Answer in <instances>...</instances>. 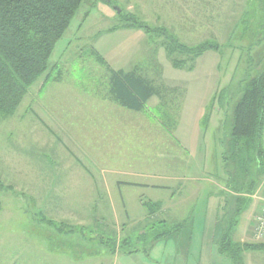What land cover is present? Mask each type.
I'll list each match as a JSON object with an SVG mask.
<instances>
[{"label": "rangeland", "instance_id": "obj_1", "mask_svg": "<svg viewBox=\"0 0 264 264\" xmlns=\"http://www.w3.org/2000/svg\"><path fill=\"white\" fill-rule=\"evenodd\" d=\"M131 17L149 29L128 26ZM169 39L218 48L193 60L172 51ZM48 66L14 114L0 117V264H174L180 242L190 249V226L183 225L180 238L172 209L148 215L144 205L170 192L120 183L173 185L160 177L176 161L197 158L195 170L201 164L216 175L214 184H224L221 150L234 104L264 68V0H83ZM111 69L142 70L160 90V108L150 104L142 116L148 127L107 134L96 126L108 104L96 111L93 99L108 96ZM198 120L206 126L194 128ZM190 130L191 146L181 135ZM229 215L221 210L219 223L237 219ZM256 215L251 235L246 215L239 217L235 243L264 242L253 233ZM221 224L212 264L231 263L219 251ZM180 252L187 264H201L198 251ZM241 258L264 264V251Z\"/></svg>", "mask_w": 264, "mask_h": 264}, {"label": "trees", "instance_id": "obj_2", "mask_svg": "<svg viewBox=\"0 0 264 264\" xmlns=\"http://www.w3.org/2000/svg\"><path fill=\"white\" fill-rule=\"evenodd\" d=\"M83 0H0V117L12 116L28 89L48 70L50 55L68 28ZM128 26L146 25L130 18ZM172 51L188 54L193 60L205 51L215 50L217 44L203 43L188 47L169 39ZM99 61L102 60L98 57ZM180 62V61H179ZM112 91L119 102L133 110H141L146 101L158 91L151 80L139 76L137 70H110ZM46 78V83L48 82ZM233 121L227 146L222 148L224 186L243 194L231 215L239 216L249 205L250 197L264 178V68L249 78L233 107ZM147 214L160 209L158 202L144 203ZM2 204L0 200V211ZM164 223V221H159ZM236 220L219 238V251L231 263L241 264V254L248 250L264 251V242L237 244L232 235ZM176 225L174 232L183 227ZM168 231V233L173 232ZM167 232L154 237V242ZM111 252L116 241L111 242ZM128 244L124 240L121 246ZM153 244H151L152 247ZM136 250H131L133 253Z\"/></svg>", "mask_w": 264, "mask_h": 264}, {"label": "crops", "instance_id": "obj_3", "mask_svg": "<svg viewBox=\"0 0 264 264\" xmlns=\"http://www.w3.org/2000/svg\"><path fill=\"white\" fill-rule=\"evenodd\" d=\"M118 70L128 71L124 69H115V71ZM137 72L139 73L140 77L150 80L149 77L146 76L142 70ZM111 85H112V81L110 74L109 91L107 94L108 96L98 97L96 98V100L93 99L94 100L93 103L94 102L96 103L95 106L96 111L100 109V105L105 106L108 104L104 110L100 109V111L103 114L101 117H99L96 120V126L98 128L106 127L107 129H110V132H108L107 134H112L114 128L131 129L134 127L135 128L136 127L141 128L143 126L148 127L149 123L147 119L143 121L142 116L145 115L144 113L148 112V105L150 104L155 109L160 108L161 106L160 97L162 96L160 90L158 89V91L155 92L146 101L145 106L141 110H133L122 105L119 102V100L115 97L112 91ZM80 111L82 113L86 111V106L84 102L81 105ZM134 117L137 118L136 121H134ZM155 120L161 126L163 125L162 122L156 117ZM156 126L158 127L157 124ZM175 126H177V124ZM197 126L205 127L206 123L202 121V123L200 124V120H198L194 123V128L195 127L197 128ZM194 132L195 130L193 131L190 130V132L186 131L185 133L181 134L184 137L185 141L186 138L189 137L186 141L187 144H189V146H191L192 144L191 143L192 137L193 135H195ZM196 132L198 134V131ZM263 140H264V136H263ZM190 153L191 152H189L188 154L191 155ZM194 159L192 161L190 160L187 161L183 159L180 160L179 162L176 161L174 164L175 166L174 171L172 173L163 174V176L160 177L165 181H173L174 183L173 185H168L166 183L153 185V184H143L139 182H130V181L121 182L120 184L170 192V195L167 198V200L163 199L157 201L160 204V209L158 210V212L159 211L167 212L170 209H172V213H175L176 221H177L175 222V226L188 224L190 226L188 232L190 233L193 232L192 244L190 246V249L187 248L186 244H185L186 249L182 248L181 242L179 243V246L177 248L173 249V251H177L176 253V256H178L177 264H187V261L184 260L182 256L183 254L185 255V252L182 253L180 251H192V250L198 251L199 253L198 256L201 257L199 259L201 260L200 261L201 264H212V261L210 259L212 256L214 229H216L218 225L221 224L219 223V218H220L219 212L224 209V212L229 213L230 215L233 212L234 215L236 206L238 203H240V201H237L236 198L245 195L231 190L230 188L224 186V184H220V183L217 185L214 184L215 183L214 181H216L214 177H216V175L212 172H207L205 166H202L201 164H200L201 166L200 170H195L194 169L195 165H198L199 163H197V158ZM82 163H80V166L83 169H87V167ZM89 174L93 176V174L91 173ZM220 176L222 180L225 179L226 175L224 173V170L223 173L222 172L220 173ZM103 182L107 184L106 180H104ZM247 196L250 197V203L247 206V208L237 217L235 227L238 224L239 217L244 213L246 215L245 219L247 221L245 232L247 234L250 233L251 235L256 212L259 209L260 205L262 204V200L264 199V178H262V180L259 182L255 191ZM231 222L232 220L230 219L226 221H224L223 219V225L221 224L222 225L221 233L225 231L226 227L230 225ZM183 228L184 227H182L178 231L179 232L178 237L180 238L183 237V234L180 232ZM194 247H196V249ZM187 254L189 255L190 253L187 252ZM176 256L174 257V264L176 262ZM207 259L209 260V262L207 261Z\"/></svg>", "mask_w": 264, "mask_h": 264}, {"label": "built area", "instance_id": "obj_4", "mask_svg": "<svg viewBox=\"0 0 264 264\" xmlns=\"http://www.w3.org/2000/svg\"><path fill=\"white\" fill-rule=\"evenodd\" d=\"M253 233L256 240L264 237V199L262 200V204L260 205L256 215V226Z\"/></svg>", "mask_w": 264, "mask_h": 264}, {"label": "water", "instance_id": "obj_5", "mask_svg": "<svg viewBox=\"0 0 264 264\" xmlns=\"http://www.w3.org/2000/svg\"><path fill=\"white\" fill-rule=\"evenodd\" d=\"M118 11H120V10L118 9Z\"/></svg>", "mask_w": 264, "mask_h": 264}]
</instances>
